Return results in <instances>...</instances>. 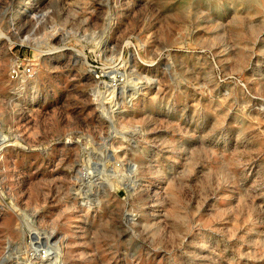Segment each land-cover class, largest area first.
I'll return each instance as SVG.
<instances>
[{
    "label": "rangeland",
    "instance_id": "rangeland-1",
    "mask_svg": "<svg viewBox=\"0 0 264 264\" xmlns=\"http://www.w3.org/2000/svg\"><path fill=\"white\" fill-rule=\"evenodd\" d=\"M0 264H264V0H0Z\"/></svg>",
    "mask_w": 264,
    "mask_h": 264
},
{
    "label": "built area",
    "instance_id": "built-area-1",
    "mask_svg": "<svg viewBox=\"0 0 264 264\" xmlns=\"http://www.w3.org/2000/svg\"><path fill=\"white\" fill-rule=\"evenodd\" d=\"M31 73V67L29 65H23L21 67H14L10 69L9 78L13 81L17 78L18 75L26 76ZM47 254L46 249H39L38 257L39 260L45 259V255Z\"/></svg>",
    "mask_w": 264,
    "mask_h": 264
},
{
    "label": "bare ground",
    "instance_id": "bare-ground-1",
    "mask_svg": "<svg viewBox=\"0 0 264 264\" xmlns=\"http://www.w3.org/2000/svg\"><path fill=\"white\" fill-rule=\"evenodd\" d=\"M259 8H261V7H259ZM262 9V8H261ZM260 10V9H259Z\"/></svg>",
    "mask_w": 264,
    "mask_h": 264
}]
</instances>
